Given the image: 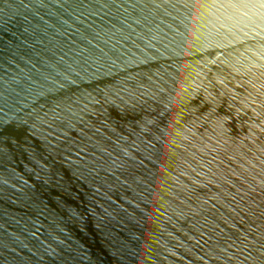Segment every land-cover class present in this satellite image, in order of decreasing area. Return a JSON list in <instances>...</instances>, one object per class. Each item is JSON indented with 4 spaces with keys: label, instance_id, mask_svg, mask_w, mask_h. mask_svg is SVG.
Instances as JSON below:
<instances>
[{
    "label": "water",
    "instance_id": "water-1",
    "mask_svg": "<svg viewBox=\"0 0 264 264\" xmlns=\"http://www.w3.org/2000/svg\"><path fill=\"white\" fill-rule=\"evenodd\" d=\"M0 264H264V0H0Z\"/></svg>",
    "mask_w": 264,
    "mask_h": 264
}]
</instances>
